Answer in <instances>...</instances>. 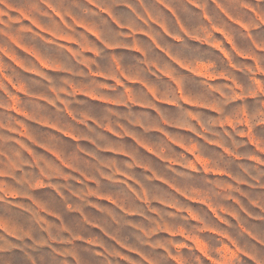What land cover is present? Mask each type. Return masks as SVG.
<instances>
[{
  "label": "crops",
  "instance_id": "0c3cea01",
  "mask_svg": "<svg viewBox=\"0 0 264 264\" xmlns=\"http://www.w3.org/2000/svg\"><path fill=\"white\" fill-rule=\"evenodd\" d=\"M91 4L83 10L85 19L50 30L51 45L36 53L38 63L51 69L38 73L48 88L36 96L45 109L39 107L35 118L28 109L22 110L37 128L53 129L74 147L68 167L84 179L69 189L72 194L62 196L74 204L72 210L104 209L93 203L92 196L100 202L104 197L97 192L114 184L101 180L124 183L122 177L135 180L140 170L155 175L157 168L179 171V190L196 193L187 198L206 204L205 189L190 185L189 178L208 179L211 189L224 181L225 191L231 186L236 190L237 183L264 191V185L237 177L245 165L264 166L263 148L251 141L250 153L225 151L213 128L231 122L222 118V112L242 98L237 80L264 79L262 13L244 3L231 8L219 0H92ZM253 96L251 91L245 99ZM31 200L40 206V201ZM70 235L96 246L85 264H115V256L123 257L116 260L123 264L124 260L141 264L127 258L133 254L128 251H140L114 244L111 250L105 247L102 240L119 235L96 232L91 237L92 233L81 231ZM14 236L30 237L23 231ZM260 243L264 247V233ZM16 252L20 264H28V251ZM5 264L18 263L15 258Z\"/></svg>",
  "mask_w": 264,
  "mask_h": 264
},
{
  "label": "rangeland",
  "instance_id": "374dc122",
  "mask_svg": "<svg viewBox=\"0 0 264 264\" xmlns=\"http://www.w3.org/2000/svg\"><path fill=\"white\" fill-rule=\"evenodd\" d=\"M91 1L0 0V264L15 258L18 264L23 263L16 252L20 249L28 251V264L90 263L91 249L96 246L75 240L70 234L76 231L92 233L91 237L96 232L119 235V239L102 240L105 247L111 250L114 244L126 251H140H128L133 254L127 258L141 264H260L259 257L264 256L260 243L264 191L259 188L237 183L236 190L231 186L225 191L227 182L220 181L211 189L208 179L189 178L190 185L205 189L206 204L187 198L196 193L179 190V171L174 174L157 168L155 175L140 170L134 174L135 180L122 177L124 183L101 180L102 184H114L97 192L104 197L100 202L92 196L94 204L104 206L101 210L88 206L76 213L70 199L62 197L72 194L69 189L84 179L68 167L74 147L53 129L37 128L22 110L28 109L35 118L39 107L45 109L36 96L48 88L38 73L51 69L38 63L37 50L51 45L50 30L59 24L85 19L82 13L93 6ZM219 1L231 8L244 3L264 19V0ZM236 85L242 98L226 106L222 118L231 122L214 126L215 137L228 152L250 153L251 141L264 150V79L244 77ZM251 91L254 96L247 101L245 94ZM219 162L223 165L225 159ZM259 166L248 164L238 169V180L264 185V166ZM31 199L40 201V206ZM22 231L32 238L14 236ZM122 258L113 257L114 263L123 264L116 261Z\"/></svg>",
  "mask_w": 264,
  "mask_h": 264
},
{
  "label": "clouds",
  "instance_id": "9594fccd",
  "mask_svg": "<svg viewBox=\"0 0 264 264\" xmlns=\"http://www.w3.org/2000/svg\"><path fill=\"white\" fill-rule=\"evenodd\" d=\"M260 264H264V256L259 257Z\"/></svg>",
  "mask_w": 264,
  "mask_h": 264
}]
</instances>
